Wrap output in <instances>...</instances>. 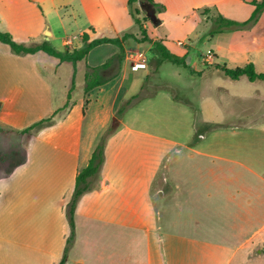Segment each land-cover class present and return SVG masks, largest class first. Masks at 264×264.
<instances>
[{
  "label": "crops",
  "instance_id": "crops-1",
  "mask_svg": "<svg viewBox=\"0 0 264 264\" xmlns=\"http://www.w3.org/2000/svg\"><path fill=\"white\" fill-rule=\"evenodd\" d=\"M128 1L0 0V28L18 43L79 48L84 33L93 40L132 31L136 25ZM253 1L263 0H154L164 9L156 14L161 23L150 35L183 57L186 38L208 30L202 29L198 11L212 9L217 17L242 23L255 11ZM215 20L213 29L222 28ZM68 26L77 32L73 37ZM223 29L213 35L216 63L230 69L253 63L264 72V12L251 29ZM119 52L116 45L102 44L86 61L70 64L87 71ZM127 61L120 66L115 61L103 74L113 78L84 92L78 131L61 126L76 102L64 116L63 111L56 115L53 126L21 134L68 104L65 97L56 105L52 86L39 70L64 62L43 51L16 55L0 41V133L24 141L23 158L0 173V264L61 263L71 236L68 210L77 175L88 166L118 104L134 97L127 93L140 85L133 80L124 90L126 70L140 71L128 68ZM257 99L264 102V96ZM241 112L244 122L210 121L215 127L202 130V146L182 144L177 150L157 137L142 141L143 131L126 126L128 135L108 143L100 179L90 180L94 189L77 204L65 264H264V122L250 120L255 112ZM209 132L214 133L210 140Z\"/></svg>",
  "mask_w": 264,
  "mask_h": 264
},
{
  "label": "rangeland",
  "instance_id": "rangeland-1",
  "mask_svg": "<svg viewBox=\"0 0 264 264\" xmlns=\"http://www.w3.org/2000/svg\"><path fill=\"white\" fill-rule=\"evenodd\" d=\"M149 13L151 12L142 8L138 17L147 31V37L161 41L155 40V37L152 38L150 35L154 34L157 27ZM197 15L202 21V29L208 30H204L201 37L192 33L186 38L187 45H184L187 49L186 66L163 61L158 50L148 42L138 27L130 31L133 37L124 42V58L131 54L142 53L148 58V67L136 73L126 70L123 75L124 90L130 88L133 80L140 83L127 93V96H139V98L129 107L125 105L127 101L121 100L118 104L114 117L118 116L122 124L109 138L108 143L127 136L129 133L127 126L143 131L139 135L142 141H154L156 139L150 136L157 137L160 141L174 144V150H177L182 144L191 147L202 146V130L205 131L206 126L210 130L215 127V123H209L210 121L223 123L231 118L227 123L244 122L246 116L240 114L241 111L255 112L256 116L251 117L250 120L264 122L262 116L264 102L257 99L258 96H264V81H250L247 76L233 80L217 69L215 67L217 39L209 35V31L216 26L214 25L216 12L205 8L198 11ZM71 30L72 28L68 26V35L73 37L77 32ZM162 37L166 39L165 36ZM125 64L131 68V62L127 61ZM39 70L52 86L56 105L65 97L68 98L69 108L78 103L68 121L62 122L61 125L64 126V130L72 128L74 132L78 131L84 109L85 68H73L69 62H64L61 67L55 68L40 65ZM142 85L143 90H141ZM169 96H172L176 102ZM233 96L244 98H233ZM68 109L62 112L63 116ZM208 136L207 139L210 140L214 133L209 132ZM23 145L22 136L0 133V173L9 171L13 164L23 158ZM171 157H175V154H171Z\"/></svg>",
  "mask_w": 264,
  "mask_h": 264
},
{
  "label": "trees",
  "instance_id": "trees-1",
  "mask_svg": "<svg viewBox=\"0 0 264 264\" xmlns=\"http://www.w3.org/2000/svg\"><path fill=\"white\" fill-rule=\"evenodd\" d=\"M253 5H255L256 9L253 12L252 16L245 22H235L228 20L222 16H218L215 20L217 24H219V29H213L210 31L211 35L216 33H221L226 29H230L231 27L235 26L238 29L245 28L251 29L253 28L260 20L261 15L264 12V0L262 2L253 1ZM128 6L130 9V13L134 19L136 27L140 29V31L145 35L144 37L147 38L148 42L153 44L155 48L158 50L159 55L163 61H169L171 63L177 65H184L186 66V59L187 56H179L173 52H171L162 41H154L147 37V31L143 26L142 20L138 17L142 8L146 9L147 11L152 12L153 14H157L159 11L164 9L163 6H160L154 2V0H129ZM133 37V34L127 32L124 34L122 38H105V37H98L95 39H91L90 35L84 33L82 35V42L83 45L79 48H73L69 45H66L63 51H59L55 49L49 42H30V43H18L16 42L12 35L5 30L0 29V41L6 45H8L12 51V53L16 55H28V54H35L39 51H43L48 55L54 56L58 58L61 62H69L75 66L80 61H86L87 57L94 48L102 44H113L120 48V52L108 60L105 64L98 66V67H90L87 66V71L85 74V85H84V92L88 93L95 88L101 87L108 83L112 78H105L103 76L104 72L107 70H111L114 66V62L117 61L118 65L120 66L123 59H124V42L127 41L129 38ZM215 67L219 69L225 76L230 77L233 80H238L242 76H247L250 81H264V74L258 73L253 63H248L243 67H238L235 69L227 68L226 66L215 64ZM139 96H134L130 100H128L125 105L130 106L132 102L138 99ZM69 108V105L66 104L60 110H57L52 116L48 118H44L38 122H35L31 126L25 128L20 133H32L37 132L42 129H46L51 127L55 123V117L61 111H65ZM121 120L119 117L115 116L113 123L109 126V128L104 132L102 135L95 151L92 154V157L89 161V164L86 168L81 170L76 178V185L72 200L69 204L68 210V218L69 223L71 226V236L67 241V246L65 248V253L62 258L60 264H65L70 246L72 245L74 235H75V222H74V214L77 207L78 202L80 201L81 197L93 190L94 188L91 187V179H100L102 168L106 161V146L108 143L109 138L116 132L119 128ZM6 131V130H1ZM10 132V131H9Z\"/></svg>",
  "mask_w": 264,
  "mask_h": 264
},
{
  "label": "built area",
  "instance_id": "built-area-1",
  "mask_svg": "<svg viewBox=\"0 0 264 264\" xmlns=\"http://www.w3.org/2000/svg\"><path fill=\"white\" fill-rule=\"evenodd\" d=\"M180 45L183 44L180 43ZM129 59L131 61L132 71L146 70L148 67V58L142 53L131 54Z\"/></svg>",
  "mask_w": 264,
  "mask_h": 264
},
{
  "label": "water",
  "instance_id": "water-1",
  "mask_svg": "<svg viewBox=\"0 0 264 264\" xmlns=\"http://www.w3.org/2000/svg\"><path fill=\"white\" fill-rule=\"evenodd\" d=\"M149 15L151 16V20H152V22L155 24V26H159L161 22H160V20L156 17V15L153 14L152 12L149 13ZM44 35H45V37H46L47 40L50 39V37L52 36V31H51L50 26H47V27H46V30H45V32H44Z\"/></svg>",
  "mask_w": 264,
  "mask_h": 264
}]
</instances>
